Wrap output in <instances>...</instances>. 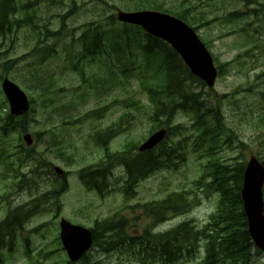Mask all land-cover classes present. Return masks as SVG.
<instances>
[{"label":"rangeland","instance_id":"obj_1","mask_svg":"<svg viewBox=\"0 0 264 264\" xmlns=\"http://www.w3.org/2000/svg\"><path fill=\"white\" fill-rule=\"evenodd\" d=\"M79 4L77 12L66 21V29L61 34V38L48 39L47 43H55L57 52L52 56V50L44 61L40 62L37 56H29L26 59L16 62L10 69L5 70L4 63L7 60L16 59L24 53L30 51L38 39H42L41 32L47 27L52 30L60 26V15L64 14L72 0H18L20 6L31 3V8L26 10L34 14L33 23L35 28L26 26L16 34L0 37V75L8 73V78L23 85L28 94L34 97V120L30 123L29 131H45L54 129L62 142L70 143L66 146L67 153L71 158L64 160L68 156H50L57 163L62 164L67 169H74L84 165L97 163L102 151L93 141L92 134L97 130L106 129L116 123L120 128L110 144V150L118 151L131 143L139 144L150 129L148 114L150 107L147 95L141 85V72L135 77H122L114 74V80L106 83L108 79V69L104 66L105 61H98L104 66L95 64L89 66L88 74H94L97 81L91 76L90 82L83 83L77 74L68 66L69 54L74 53L77 48L75 38L79 35L78 27L91 20H103L105 16L116 13L115 9L134 10L136 6L150 8L149 5L160 4L165 10L179 11L187 9L192 16L199 19L211 20L218 15H224L229 11L239 10L243 12L241 20L227 22L224 20L212 22L198 30V34L210 44V50L223 62L231 59L238 51L242 54L239 60L234 61L226 74L218 79L213 94L217 96L229 93L237 88L247 87L243 94H235V103L222 101V111L225 123L238 137L246 141L250 148L264 157V14L249 13L248 9L254 6H246L242 0H75ZM105 1L108 5L102 4ZM264 1V0H261ZM159 6V5H157ZM159 10V9H158ZM159 11H162L160 9ZM249 30V31H248ZM257 31V43L252 50H246L247 37L245 32ZM72 38L73 41H72ZM43 41V40H42ZM256 42V39H255ZM44 45L40 43L39 46ZM50 44L47 48H51ZM246 50V53H244ZM244 53V54H243ZM81 84V87H78ZM21 87V86H20ZM198 87L196 90L199 91ZM206 89V88H205ZM84 96L83 99L78 97ZM204 97H206L204 95ZM212 104H216L210 99ZM209 98H207V103ZM131 103L138 105L133 106ZM108 105V108L101 112L96 119L86 120L80 124L76 123L85 112L93 108H101ZM144 108H140V106ZM145 105V106H144ZM128 114V115H126ZM68 121L67 126L65 122ZM175 124H190L189 117L183 112H178L173 120ZM95 128V129H94ZM115 128V127H114ZM187 128V127H186ZM182 129V128H180ZM230 132H227V136ZM43 135V134H42ZM45 138H43L44 140ZM17 143V135H12L10 148L4 152V159L15 165H19V171L28 178V185L18 193L12 184L14 174H11L4 164L0 163V220L6 213L7 207L20 205L31 199L36 194L46 190L51 183V175L46 168H39L46 163V156L42 151L43 144L38 145L39 155L44 160L36 164L34 161L20 165L21 154L12 147ZM205 143L201 141L197 144L196 150L193 145L189 146L187 162L175 172L168 171L157 175L147 182L141 183L138 188V195L142 201H149L163 197V194L173 190L189 189L191 180L198 174L196 166L205 164L210 158L205 153ZM65 149V146H63ZM238 153H248V146L241 149L225 148L216 154V157L230 158ZM236 156V155H235ZM37 169V170H36ZM34 170L33 172H31ZM36 170V171H35ZM13 175V178L11 177ZM115 175H121L120 168L115 170ZM70 188L61 196V206L54 217V209L49 213L38 214L32 217L25 225L23 236H27L32 249L30 258L22 253V247L17 239L14 253L3 264H63L65 256L57 252L42 257L43 253L52 250L56 244L53 236L58 231V221L61 217L69 219L72 223L92 225L95 219L104 218L121 206L123 196L116 192H110L104 196L95 193H88L84 187L77 184L75 175L69 178ZM73 184V185H72ZM9 192V193H8ZM10 196V198H8ZM8 198V199H7ZM134 201V199H133ZM139 200L138 202H140ZM178 220L170 221L164 227L168 228L183 218H192L197 222L204 221L214 210V200L203 199L199 206ZM131 217V212L127 214ZM81 222V223H80ZM5 255H10L5 252ZM93 260H109L114 263L140 264L135 254L132 257L114 251L111 253H101L94 251ZM196 260L187 264H195ZM264 264V259L263 262ZM256 263V264H262Z\"/></svg>","mask_w":264,"mask_h":264},{"label":"trees","instance_id":"obj_2","mask_svg":"<svg viewBox=\"0 0 264 264\" xmlns=\"http://www.w3.org/2000/svg\"><path fill=\"white\" fill-rule=\"evenodd\" d=\"M30 6L31 4L28 3L20 8L17 0H0V37L16 34L23 27L33 26L32 16L26 11ZM74 9L75 3L72 4V9L62 16L61 27H64L65 19L75 11ZM240 14L239 11H231L226 17L234 19ZM175 15L188 24L195 25L196 28L209 22L207 18L197 20L200 17L192 16L187 9H180L175 12ZM218 18L220 17L215 19ZM78 40L81 42V49L76 56V63L71 67L76 70L82 82L85 83L90 80L87 79L88 75L85 73L84 67L95 64L103 66L98 61H105L103 64L108 69L109 77L104 80L106 83L114 80V74L118 76L120 74L124 78L135 77L140 71L143 72L144 69H147L146 66L138 64L137 60L151 61L152 59L154 64L160 63L162 74L157 73L156 65H149L151 74H141L140 82L143 89L146 90L152 107V112L148 116L151 122L148 134L160 127H165L167 130L166 137L158 145L142 153L137 152L138 144L136 143L126 145L118 151L110 150L111 140L120 133V128L116 126V123L106 129L95 131L92 137L96 146L102 151V159L99 163H95L96 165L85 166L77 171L79 180L85 188L97 191L100 195L106 194L110 190L109 179L113 176L112 168L120 164L126 173L123 178L125 185L121 191L125 197L131 196L137 180L160 169H176L181 162L186 160L187 143L191 134L193 139L199 137L202 141L208 140L204 141L208 142L205 152L206 156L214 160L211 166L215 168L214 171L218 168V172H225L228 167L223 166L224 164L220 163L218 158H214L215 153L222 145L230 141V138L226 141H222L221 138L227 135L222 113L211 102L208 103L209 105L199 102V95L191 91L190 83H202L189 73L179 60L178 55L167 44L146 34L139 27L117 24L113 13L105 16L103 20L86 23ZM37 50V48L33 49V51ZM29 55L30 53L24 54L16 60L6 61L5 69H10L16 61ZM91 76L97 81L96 75L92 74ZM208 95L210 96L209 93ZM0 104L2 103L0 102ZM131 104L138 107V105ZM106 108L108 105L92 109L86 112L84 117L87 120L96 119ZM140 108L144 107L141 105ZM179 110L193 113V130L188 131V135L182 134L183 130L180 129V125L171 124L175 113ZM27 119L26 115L13 117L5 112L4 116L0 117V131L3 132L0 134L7 136L12 132L26 131ZM53 138L54 136H52ZM196 142H193L194 145ZM62 152L64 151L61 150L58 153L62 155ZM67 176L68 172H65L56 178L51 190L34 198L29 204L16 206L7 211L5 218L0 221V259L1 251L12 250L15 247V240L17 236L21 235L24 222L39 211L36 208L40 203L45 204L51 201L50 204H59V196L68 186ZM120 178L119 176L115 178V182H120ZM237 178L240 181V172H238ZM234 183L233 180V183H229L226 187L231 188ZM226 196H229L230 199L221 201L222 212L202 229H196L190 222H182L175 228L159 234H154L149 232L148 228H144L140 233V240L137 238L138 245L141 247L139 250L142 262L146 264L152 262H156V264L181 263L187 258L195 256L198 244L203 238L204 255L198 264H251L249 239L243 231L244 217L240 200H238L239 194L236 193V188H233L229 193H222V197ZM190 204L191 202L185 194L173 193L164 200L150 201L138 207H143L142 213L145 217L152 218L156 223L167 215L182 213ZM128 226L127 220L120 211L114 213L111 218L102 221L96 220L91 229L94 246L103 247L105 251L118 247L131 248L128 244L131 239L125 240L124 231ZM55 240L59 249L63 250L58 238ZM25 249L30 255L28 241L25 243ZM88 263V254H85L81 264Z\"/></svg>","mask_w":264,"mask_h":264},{"label":"water","instance_id":"obj_3","mask_svg":"<svg viewBox=\"0 0 264 264\" xmlns=\"http://www.w3.org/2000/svg\"><path fill=\"white\" fill-rule=\"evenodd\" d=\"M118 19L141 25L150 34L169 41L181 54L192 72L200 76L209 86H212L216 76L212 59L192 29L186 24L169 15L153 11L120 12ZM2 89L9 100L13 114H22L27 110V100L23 92L15 84L5 79ZM163 133L164 131L162 130L153 134L140 149L145 150L155 145L162 138ZM257 174L262 175L260 169L257 170ZM247 210L249 213L256 212L252 208H247ZM254 224L256 227H260L258 223ZM61 227V238L64 247L69 255L74 256V258L79 257L88 248L89 240H86L83 244L80 238L83 230L78 227L71 226L67 222H62ZM261 246L264 247L263 244Z\"/></svg>","mask_w":264,"mask_h":264}]
</instances>
